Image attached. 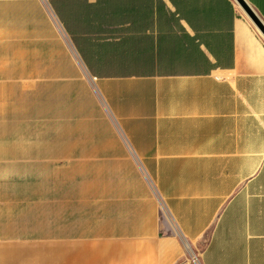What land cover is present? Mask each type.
<instances>
[{
  "label": "crops",
  "instance_id": "crops-1",
  "mask_svg": "<svg viewBox=\"0 0 264 264\" xmlns=\"http://www.w3.org/2000/svg\"><path fill=\"white\" fill-rule=\"evenodd\" d=\"M195 259L264 264V33L238 0H0V264Z\"/></svg>",
  "mask_w": 264,
  "mask_h": 264
},
{
  "label": "water",
  "instance_id": "water-1",
  "mask_svg": "<svg viewBox=\"0 0 264 264\" xmlns=\"http://www.w3.org/2000/svg\"><path fill=\"white\" fill-rule=\"evenodd\" d=\"M238 2L244 8V10L251 16V18L254 20V22L260 28V30L264 33V25H263V23L256 16V14L253 12V10L250 8V6L246 3V1L245 0H238Z\"/></svg>",
  "mask_w": 264,
  "mask_h": 264
},
{
  "label": "built area",
  "instance_id": "built-area-1",
  "mask_svg": "<svg viewBox=\"0 0 264 264\" xmlns=\"http://www.w3.org/2000/svg\"><path fill=\"white\" fill-rule=\"evenodd\" d=\"M195 262L198 264V260L197 259H195Z\"/></svg>",
  "mask_w": 264,
  "mask_h": 264
}]
</instances>
